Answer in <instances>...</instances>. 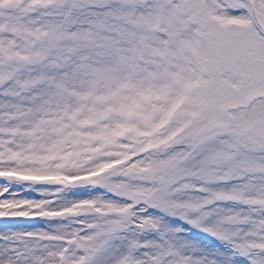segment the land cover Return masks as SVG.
Returning a JSON list of instances; mask_svg holds the SVG:
<instances>
[{
    "label": "snow or ice",
    "instance_id": "6c2138e0",
    "mask_svg": "<svg viewBox=\"0 0 264 264\" xmlns=\"http://www.w3.org/2000/svg\"><path fill=\"white\" fill-rule=\"evenodd\" d=\"M0 264H264V0H0Z\"/></svg>",
    "mask_w": 264,
    "mask_h": 264
}]
</instances>
